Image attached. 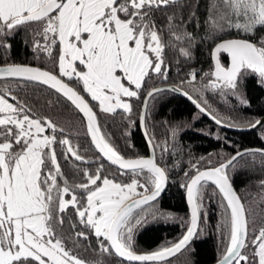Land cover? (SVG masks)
<instances>
[{
    "label": "snow or ice",
    "instance_id": "1",
    "mask_svg": "<svg viewBox=\"0 0 264 264\" xmlns=\"http://www.w3.org/2000/svg\"><path fill=\"white\" fill-rule=\"evenodd\" d=\"M21 35L43 66L11 60ZM203 49L208 71L195 66ZM250 78L264 87V0H0V264H178L215 214L217 264H264V149L189 160L184 234L149 252L135 246L183 127L164 121L157 138L149 102L179 94L218 126L259 131L264 120L239 124L213 107L235 98L250 108ZM137 123L146 157L116 143Z\"/></svg>",
    "mask_w": 264,
    "mask_h": 264
},
{
    "label": "trees",
    "instance_id": "2",
    "mask_svg": "<svg viewBox=\"0 0 264 264\" xmlns=\"http://www.w3.org/2000/svg\"><path fill=\"white\" fill-rule=\"evenodd\" d=\"M203 10L201 9V12ZM24 38L23 35L18 36L13 42V47L10 53L12 61H22L38 64L32 58L31 52L20 43ZM207 49H203L196 54L195 66L203 71H208L211 67V61L207 55ZM224 59L225 54H221ZM41 65V64H38ZM43 66V65H41ZM170 81L174 83L176 80L175 73H170ZM243 92L246 98L251 101V107H245L237 104L235 98L231 103L225 105L220 102H214L213 107L223 118H228L233 122L243 124L246 120L256 119L264 113V87L260 86L254 79H248L244 82ZM151 123L156 125L155 131L157 138L165 134V129L161 126L162 122L181 124L183 127L178 136V147L172 150V155L166 158L169 171V183L165 191L158 198V203L155 209V217H149L148 222L141 227L135 235V246L137 250H155L158 247L164 246L167 243H172L178 239L188 224L189 213L187 202L185 199V189L180 187L184 182L183 169L187 166L189 160L198 159L200 157H211L219 159L223 156L230 155L234 150L249 147L260 146L264 147V139L261 135L264 134V129L259 131L227 128L216 125L211 118L205 115H199L195 107L179 94L167 93L163 99L150 101ZM139 104L133 103V114L130 119L138 121ZM62 108L56 112L50 113L54 119H62L60 113ZM120 117L114 122L109 120V124H113L112 128L107 130L115 131L120 126ZM131 137L127 143L122 140H117L116 143L122 154L137 155L148 153V145L146 144L144 135L138 123L131 126ZM149 131H152L149 128ZM221 139H217V137ZM128 144L133 145L131 149ZM159 156V150L157 152ZM181 161L179 168H172L171 161ZM251 177L241 176L236 181V188L242 189L244 184ZM161 210H166V213L173 214L171 219L166 218ZM215 211V209H213ZM218 223V214L211 215L208 226L199 239L194 240L192 247L193 252L187 257H181L178 264H206L220 255L218 248V234L212 227Z\"/></svg>",
    "mask_w": 264,
    "mask_h": 264
},
{
    "label": "water",
    "instance_id": "3",
    "mask_svg": "<svg viewBox=\"0 0 264 264\" xmlns=\"http://www.w3.org/2000/svg\"><path fill=\"white\" fill-rule=\"evenodd\" d=\"M229 38H231V37H229ZM13 62H15V63H21V64H24V63H29V62H22V61H13ZM223 63V62H222ZM227 63H228V61H227ZM227 63H224L225 65H227ZM33 65H35V66H41V65H38V64H35V63H32ZM169 83H172V82H169ZM210 118V117H209ZM257 118H259V119H262V120H264V113L262 114V115H260L259 117H257ZM256 118V119H257ZM227 128H233V127H227ZM140 129H141V131H142V133H143V128L142 127H140ZM233 129H237V128H233ZM145 138V137H144ZM240 150H244V149H264V147H260V146H247V147H243V148H239ZM234 153V152H233ZM232 153V154H233ZM137 155H140V156H148L149 155V146H148V153H145V154H137ZM184 194H185V199H186V191L184 192ZM186 202H187V199H186ZM187 207H188V213H189V220H188V222L190 221V205L187 203ZM184 232H185V230H184ZM184 232L182 233V235L184 234ZM181 235V236H182ZM181 236L179 237V238H181ZM178 238V239H179ZM178 239H176L175 241H177ZM174 241V242H175ZM156 250V249H155ZM139 251V250H138ZM149 251H153V250H141L140 252H149ZM219 257V256H218ZM218 257L217 258H215L214 260H212V261H210V262H208V263H206V264H217V260H218Z\"/></svg>",
    "mask_w": 264,
    "mask_h": 264
},
{
    "label": "rangeland",
    "instance_id": "4",
    "mask_svg": "<svg viewBox=\"0 0 264 264\" xmlns=\"http://www.w3.org/2000/svg\"><path fill=\"white\" fill-rule=\"evenodd\" d=\"M242 91H243V89H242ZM243 93H244V92H243ZM161 211H162V213L164 214V216H165L166 218L171 219V217H172L173 214H168V213H166V210H161Z\"/></svg>",
    "mask_w": 264,
    "mask_h": 264
},
{
    "label": "flooded vegetation",
    "instance_id": "5",
    "mask_svg": "<svg viewBox=\"0 0 264 264\" xmlns=\"http://www.w3.org/2000/svg\"><path fill=\"white\" fill-rule=\"evenodd\" d=\"M221 56H222V55H221ZM224 56H225V55H224ZM227 61H228V60H227L226 57H224V59L222 58V62H223V63H227Z\"/></svg>",
    "mask_w": 264,
    "mask_h": 264
}]
</instances>
